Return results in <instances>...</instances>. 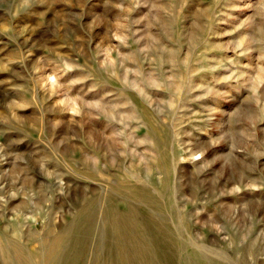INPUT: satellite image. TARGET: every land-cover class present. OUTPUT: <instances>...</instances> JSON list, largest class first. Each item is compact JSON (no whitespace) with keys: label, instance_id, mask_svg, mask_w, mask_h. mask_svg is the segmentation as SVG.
Segmentation results:
<instances>
[{"label":"rangeland","instance_id":"1","mask_svg":"<svg viewBox=\"0 0 264 264\" xmlns=\"http://www.w3.org/2000/svg\"><path fill=\"white\" fill-rule=\"evenodd\" d=\"M109 188L173 264H264V0H0V264Z\"/></svg>","mask_w":264,"mask_h":264},{"label":"bare ground","instance_id":"2","mask_svg":"<svg viewBox=\"0 0 264 264\" xmlns=\"http://www.w3.org/2000/svg\"><path fill=\"white\" fill-rule=\"evenodd\" d=\"M116 191L109 188L101 206L98 199L89 202L64 231L47 238V247L42 245L41 249L42 252L46 249V255L40 260L33 261L24 250L9 245L15 264H173L179 238L172 226L163 224L160 215L147 208L153 205L157 209L155 201L146 198L136 201V190L120 189L123 198L133 201L127 212H122L111 205L109 196ZM191 249L199 251L197 246ZM103 250H106L104 259Z\"/></svg>","mask_w":264,"mask_h":264}]
</instances>
